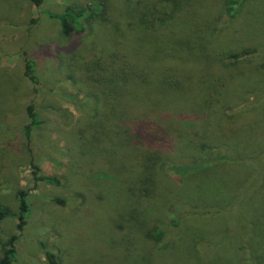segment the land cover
Segmentation results:
<instances>
[{
  "label": "rangeland",
  "instance_id": "1",
  "mask_svg": "<svg viewBox=\"0 0 264 264\" xmlns=\"http://www.w3.org/2000/svg\"><path fill=\"white\" fill-rule=\"evenodd\" d=\"M168 1L0 0V256L17 235L11 264H51L46 251L55 264H264V0H239L232 16L227 0ZM66 6L105 11L65 36L50 13ZM122 52L149 88L165 77L181 92L146 113L115 102L103 79ZM147 114L173 140L160 152L130 130ZM200 141L231 160L173 174ZM19 189L30 204L21 229Z\"/></svg>",
  "mask_w": 264,
  "mask_h": 264
},
{
  "label": "trees",
  "instance_id": "2",
  "mask_svg": "<svg viewBox=\"0 0 264 264\" xmlns=\"http://www.w3.org/2000/svg\"><path fill=\"white\" fill-rule=\"evenodd\" d=\"M35 5H40L42 0H31ZM171 2L174 4V2H178V0H172L168 1V3ZM240 3L239 0H227L226 3H224L223 11L226 15L232 16L235 13V10L237 9L236 6H238ZM104 9H100V11L96 14H93V12L85 11L84 9H74L71 6H66L62 13L59 14H51V17H55L59 20L61 25V31L63 35L69 36L72 33H80L84 30V27L82 24H80L79 19L85 17L86 19H92L93 16L100 15L99 13L104 12ZM166 12V10H165ZM133 48V47H132ZM136 49V48H133ZM124 53V54H123ZM248 51L243 53H236L232 54V57L237 60L241 56L246 55ZM121 59L123 62L122 66H112V72H111V78L109 79H103L108 85H111L110 88L111 94L113 95V100L115 102L118 101L120 97H123V101L131 108H137V110L140 113H146L145 111H151L153 106H158V104L165 103L168 105L167 101L170 99L171 93H176V96L179 92H181V89L178 87L179 83L178 81H172L170 79H167L165 77L162 78V84L156 86L158 89H155L151 86H147L146 84L149 82V76L148 71L142 67L138 61H136L137 58H128L126 56L125 52L121 53ZM151 58V57H150ZM152 59V58H151ZM148 64V67L151 69L150 66H153L155 60H148L145 61ZM95 66L97 69H103L99 62L95 63ZM25 76L34 84L38 82L37 76L35 75V62L30 59L26 58L25 60ZM100 78H93V80L98 81ZM102 80V79H101ZM154 85V84H151ZM155 86V85H154ZM161 95H166L165 97H161ZM166 98V99H165ZM27 113L30 118L31 125L36 123L35 119V112L33 110V106L30 104L27 106ZM149 114L142 115L139 118L137 117H129L130 120V127L131 132L133 133L134 137L138 140V142L143 143L147 150L151 152H160V148L164 147L165 145H171L173 142L172 138L170 137L169 133L167 132V129L163 127L160 132H158V128L160 127V123H157L156 121H152L148 117ZM139 119V120H135ZM151 126H153L151 128ZM164 126V125H163ZM31 130V126H26L27 135L29 134V131ZM124 132L127 134L129 133L128 129L125 128ZM128 140L131 142V136H127ZM217 137L214 139L216 140ZM188 142V141H187ZM213 146H208L205 144L204 141L198 142L197 151L194 154L191 155V160L188 163H182V164H173L169 165L168 169L173 173L180 176L184 175H193V173L197 172H204L207 171L211 166H213L215 163L219 164L224 161L231 160V157L223 152H215L210 151ZM156 148V149H155ZM158 159L159 157L156 156ZM162 157H160L161 160ZM154 163L150 164L149 167L154 168ZM151 169V168H150ZM145 171L148 172V167L146 166ZM41 179L47 180V181H53L55 182V179L52 177H40ZM146 177L144 179L147 180ZM147 184V183H146ZM145 189V188H144ZM16 197L18 201V229L22 228V225L24 223L25 214L30 209V204L28 202L27 198V192L23 189H19L16 192ZM218 209H215L214 211L211 209L205 210L203 213L208 214L211 212H218ZM8 210L0 206V218L3 217V215L8 214ZM196 213V212H194ZM202 213V214H203ZM163 235V232L160 230L157 231H151L150 234H148L149 237H154L155 239H159ZM17 235H12L8 238L7 241L2 243V255L0 256V264H11L13 261H15L16 258V247H15V240ZM237 249L243 250L246 247V244L244 242H241L240 244L237 243ZM46 256L49 259V262L51 264H55V255L50 252L46 251Z\"/></svg>",
  "mask_w": 264,
  "mask_h": 264
}]
</instances>
